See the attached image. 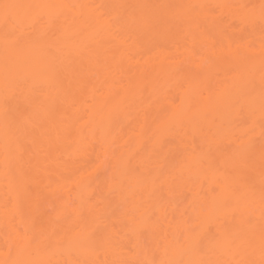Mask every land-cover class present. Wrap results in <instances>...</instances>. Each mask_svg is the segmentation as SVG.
Listing matches in <instances>:
<instances>
[{"label": "bare ground", "instance_id": "1", "mask_svg": "<svg viewBox=\"0 0 264 264\" xmlns=\"http://www.w3.org/2000/svg\"><path fill=\"white\" fill-rule=\"evenodd\" d=\"M0 264H264V0H0Z\"/></svg>", "mask_w": 264, "mask_h": 264}]
</instances>
